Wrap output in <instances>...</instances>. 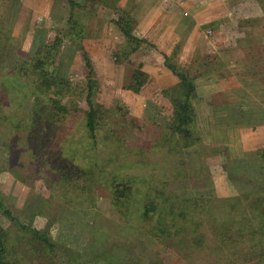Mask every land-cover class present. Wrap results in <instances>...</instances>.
I'll use <instances>...</instances> for the list:
<instances>
[{
    "label": "rangeland",
    "instance_id": "374dc122",
    "mask_svg": "<svg viewBox=\"0 0 264 264\" xmlns=\"http://www.w3.org/2000/svg\"><path fill=\"white\" fill-rule=\"evenodd\" d=\"M7 1L0 0V27L9 30L14 43L12 56L5 60L6 64L13 63V68L27 66L34 54L35 44L39 47L43 42L50 43L55 36H59L61 43L59 42L54 56L56 75L67 81L75 92L62 100H75L81 109L87 108L78 91H75L76 87L84 91L86 69L81 52L74 45L81 42V36L87 35L91 39L94 33H98L100 23L109 18L107 11L105 10V14L104 8L95 10L91 8L89 1L82 2L85 10L80 12L83 16L79 22L83 23L70 27L65 0H54V8L51 6L47 18L37 12L34 22L23 21V24L19 23L17 26ZM105 1L112 5V0ZM34 15L33 12L32 16ZM72 20H76L74 16ZM105 39L97 42L98 47L91 40L88 44L95 57L98 55L95 58L98 64L97 72L95 71V78L98 80L95 100L109 110L116 106L126 110L124 104L127 103L131 106L133 115L144 126L127 139L97 142L91 151V159L96 172L102 168L105 173L113 172L122 176L130 174L137 178L135 191L138 193H133V204L129 207L131 214L125 218L111 208L109 192L99 175L89 186L88 200L79 201L69 196L68 201H65L59 196L51 169L46 163L31 158L26 150L25 122L30 115L35 89L16 74H0V227L5 232L9 263L224 264L223 256L217 252L218 246L209 235L206 225L199 228L206 236L204 247L196 251L182 249L179 253L172 243L157 242L142 229L138 221L139 205L136 204L141 203L142 190L148 188L147 183L151 181L157 184L162 180H165V189L179 198L240 195L245 200L253 194L256 187L264 186V153L259 148L253 151V155L252 152L240 154L236 146L237 140L230 136L227 137V142L230 143L231 151L222 156L221 167L219 165V168H213L222 152L215 154L211 147L204 145L220 139L210 138V134L203 136L195 144L188 133L192 128L199 135V129L209 127L210 122H204L203 115L194 116L193 112V121L182 126L185 117L182 113L174 116L167 100H127V95L123 93L124 87H116L117 82L112 79L113 76L116 77V63L113 65V74L109 72L110 58H114V52L119 48L110 51L108 56L109 49L105 45L109 42ZM255 52L260 55L258 59H253L259 69L263 65L262 53L258 49ZM2 53L0 59L4 61L9 53L3 47ZM126 68L128 70L129 67ZM124 86L127 87L125 84ZM208 101L210 102H191L199 113L206 111L207 114ZM213 101L217 103L218 100ZM171 117L175 123L179 120L178 124H181L176 133L181 148V153L177 155L167 154L164 150L157 152L151 145L160 127ZM73 130L74 142L84 140L80 133L79 119ZM231 133L225 131V134ZM222 140H226L225 136ZM259 152L263 159L258 158ZM206 162L213 164L209 166ZM175 169L183 170L186 177L175 179ZM235 183L238 184V189ZM4 209L6 214L3 213Z\"/></svg>",
    "mask_w": 264,
    "mask_h": 264
},
{
    "label": "trees",
    "instance_id": "16d2710c",
    "mask_svg": "<svg viewBox=\"0 0 264 264\" xmlns=\"http://www.w3.org/2000/svg\"><path fill=\"white\" fill-rule=\"evenodd\" d=\"M65 1L69 10L67 22L70 27L76 26L77 23L72 20L73 9L80 6L74 0ZM99 1L109 7L105 0ZM256 1L264 13V0ZM111 7L117 9L113 5ZM110 22L118 28L125 41L114 52V61L117 62L125 59L143 40L131 34L133 20L127 13L120 12L117 19ZM59 42L60 37L55 36L50 43L37 47L27 66L13 68L14 64L8 65L5 60L12 56L14 39L9 30L0 27V56L3 55L2 47L9 53L4 61L0 59V74H16L35 89L30 115L25 122L27 153L51 169L58 194L65 201H68L69 196L79 201L88 200L89 186L99 175L109 192L111 208L128 218L133 193H138L135 191L137 178L130 174L105 173L102 168L96 172L91 151L97 142H117L137 134L144 124L119 106L109 110L95 100L98 82L81 42H77L74 48L81 52L86 69L84 91L79 87L75 91H78L87 108L81 109L75 100H62L75 92L67 81L56 75L54 56ZM165 65L178 78L181 88L178 94L170 96L167 101L174 116L176 113L183 114L185 118L182 126H185L193 121L192 77L184 71H178L172 63L166 62ZM149 80L148 74L133 68L128 78V90L137 94ZM77 119L84 140L74 142L73 127ZM178 121L175 123L171 117L160 127L157 137L151 141L155 151L164 150L170 155L181 153L176 134L178 126H181ZM188 133L193 143H199L200 138L192 128ZM259 151L264 153V148ZM260 152L257 154L259 159L262 158ZM179 164L182 165V162ZM185 177L183 170H174L175 179ZM147 185L148 188L142 190L141 203L137 202L136 205H139V225L152 239L160 243H172L179 253L188 248L200 250L204 247L206 236L199 228L204 224L217 244V252L223 256L224 264H264V186L256 187L253 194L244 200L239 195L179 198L165 189V180L157 184L150 181ZM3 213L7 211L4 209ZM0 264H10L6 256L5 232L1 227Z\"/></svg>",
    "mask_w": 264,
    "mask_h": 264
},
{
    "label": "crops",
    "instance_id": "0c3cea01",
    "mask_svg": "<svg viewBox=\"0 0 264 264\" xmlns=\"http://www.w3.org/2000/svg\"><path fill=\"white\" fill-rule=\"evenodd\" d=\"M53 1L7 2L15 17L14 24L19 26L23 21L34 22L37 12L47 18L54 8ZM74 1L80 6L73 9L74 21L80 25L83 23L79 22L83 16L80 12L85 10L82 2L89 1L95 10L102 7L109 15L107 21L100 23L98 33L91 39L87 35L81 39L94 73L97 72L95 58L98 55L95 57L93 49H89V41L98 47L97 42L106 38L109 54L125 42L110 20H116L120 12L127 13L133 20L131 34L143 42L121 61L110 58L109 67L113 74L116 63V77L112 79L117 82L116 87H124L127 100H169L170 96L178 94L181 91L178 78L167 68L166 62L192 77L194 97L191 100H210L206 102L207 114L206 111L199 113L192 102L194 116L203 115L204 122H210L209 127L199 129L198 136L203 139L211 134L210 138L220 139L204 145L211 147L215 154L222 152L213 168L221 167L222 156L231 151L227 137H235L240 154L252 152L253 155V151L264 146V13L256 0H112L117 9L99 0ZM35 45L34 52L38 47ZM257 49L263 60L259 69L253 61L260 56L255 52ZM133 68L150 76L149 82L137 94L128 90V78ZM124 105L133 115L131 106ZM251 121L254 123H249ZM225 131L232 133L225 134ZM224 136L226 140H222Z\"/></svg>",
    "mask_w": 264,
    "mask_h": 264
}]
</instances>
